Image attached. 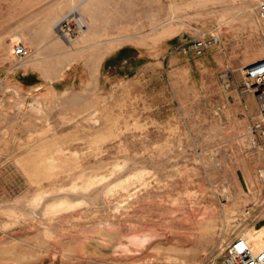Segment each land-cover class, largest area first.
Wrapping results in <instances>:
<instances>
[{
	"label": "rangeland",
	"instance_id": "1",
	"mask_svg": "<svg viewBox=\"0 0 264 264\" xmlns=\"http://www.w3.org/2000/svg\"><path fill=\"white\" fill-rule=\"evenodd\" d=\"M260 2L78 5L84 24L51 26L57 45L21 59L29 36L1 33L0 2V264H220L237 235L264 247L239 63L264 56Z\"/></svg>",
	"mask_w": 264,
	"mask_h": 264
},
{
	"label": "built area",
	"instance_id": "2",
	"mask_svg": "<svg viewBox=\"0 0 264 264\" xmlns=\"http://www.w3.org/2000/svg\"><path fill=\"white\" fill-rule=\"evenodd\" d=\"M259 16H264V3H259ZM84 26H80L81 30ZM77 29V31H78ZM218 36L204 32L191 38L187 49L200 53L205 48L216 43ZM30 50L21 42H15L12 53L19 59L29 54ZM242 88L250 89L257 100L258 113L246 127V142L251 147H256L264 156V56L245 63L241 67ZM223 80H228L229 72H223ZM223 254L220 264H264V247L252 249L244 235L235 236L222 248Z\"/></svg>",
	"mask_w": 264,
	"mask_h": 264
},
{
	"label": "crops",
	"instance_id": "3",
	"mask_svg": "<svg viewBox=\"0 0 264 264\" xmlns=\"http://www.w3.org/2000/svg\"><path fill=\"white\" fill-rule=\"evenodd\" d=\"M0 2L2 3L1 11L3 12V16L1 18L3 30L1 33H5L7 35L14 34L19 36H29V38L23 39L25 42L23 44L29 47L31 46V48L35 50L41 49V45H43L45 41H48L46 49L50 50L53 49L50 45H57L55 40L50 41L52 39V35L49 30L51 26L56 29L58 25L60 26V22L63 18L66 19L72 16L73 12L77 13L78 5L82 10L81 15L85 18H91L90 5L96 3L99 5L104 4L106 0H0ZM75 3L76 6L72 5ZM68 4H70V6L72 5V10L69 9L70 6L68 7ZM10 11H14L16 14H13L12 17L9 13L4 14L5 12ZM66 11L70 12L68 15L63 17L67 13ZM11 19L14 20L12 26L10 25ZM54 20L56 21L52 24ZM38 36L40 37L38 38ZM45 36L48 37L43 40ZM239 48L244 49L243 44H239ZM255 58L257 57H254L253 59ZM250 60L244 57L239 61V63L245 64Z\"/></svg>",
	"mask_w": 264,
	"mask_h": 264
},
{
	"label": "bare ground",
	"instance_id": "4",
	"mask_svg": "<svg viewBox=\"0 0 264 264\" xmlns=\"http://www.w3.org/2000/svg\"><path fill=\"white\" fill-rule=\"evenodd\" d=\"M74 10H75V9H74ZM67 15H68V14H67ZM72 16L76 17V19H77L81 24H84V23H85L84 20H83V18H82L80 15H78L76 12H73ZM63 20H65V19L63 18ZM63 20H62V21H63ZM77 20H76V21H77ZM62 21H61V22H62ZM61 22H60V24H61ZM57 23H58V22H57ZM78 25L81 26L79 23H78ZM84 27H85V26H84ZM87 28H88V27H87ZM56 30H57V31H60V30H59V25L57 26Z\"/></svg>",
	"mask_w": 264,
	"mask_h": 264
}]
</instances>
